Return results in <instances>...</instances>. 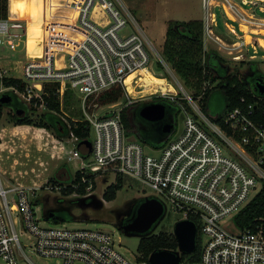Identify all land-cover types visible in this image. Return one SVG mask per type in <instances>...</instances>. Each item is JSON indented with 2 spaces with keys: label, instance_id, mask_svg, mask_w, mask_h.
I'll use <instances>...</instances> for the list:
<instances>
[{
  "label": "built area",
  "instance_id": "built-area-1",
  "mask_svg": "<svg viewBox=\"0 0 264 264\" xmlns=\"http://www.w3.org/2000/svg\"><path fill=\"white\" fill-rule=\"evenodd\" d=\"M50 3V13L44 15L38 58L28 56V25L10 13L0 18V45L27 47L25 61L2 63L0 55V101L3 96L15 94L29 105L34 98L42 99L46 82L60 83L61 100L67 89L78 90L90 123V136L91 131L95 134L90 145L79 143L74 150L80 170L105 181L111 174L115 179L118 175L131 176L151 188L153 193L148 196L160 200L166 212L171 208L182 214L181 219L195 216L201 256L198 261L182 260L181 264H264V229H241L234 221V215L264 184V122L258 119L264 110H257L258 102L247 103L242 98L241 106L209 117L197 103L204 93L195 98L173 76L180 92L169 81L173 90L153 95L154 99H168L180 107L185 116L183 130L176 134L175 125L161 147L143 143L128 133L122 117L123 108L136 103L137 98L127 93L124 105L121 101L109 104L111 110L104 115L89 113L88 99L115 85L124 87L131 73L153 70L157 62L173 74L169 71L171 65L123 0ZM202 3L204 34H215L220 19L228 33L237 34L238 23L243 36V24H252L249 31L255 33L258 20L264 23L256 11L264 12V0ZM130 24L133 30L121 34ZM252 46L256 51V45ZM70 138L79 141L73 132ZM88 190L92 191L91 186ZM9 193L17 198L16 202L11 203ZM34 194L33 187L5 184L0 175V264H38L26 252L21 234L34 238L36 255L57 259L58 264H135L116 248L108 232L43 227Z\"/></svg>",
  "mask_w": 264,
  "mask_h": 264
},
{
  "label": "rangeland",
  "instance_id": "rangeland-1",
  "mask_svg": "<svg viewBox=\"0 0 264 264\" xmlns=\"http://www.w3.org/2000/svg\"><path fill=\"white\" fill-rule=\"evenodd\" d=\"M80 1V0H79ZM134 16V19L141 24L147 37L154 41L157 49L163 53V43L166 37L167 23L169 20L190 21V20H203V3L202 0H123ZM22 5V10H13L9 5V13L12 17L21 19L28 28L31 25H40L44 28V11L45 0H17ZM10 4V0H9ZM34 5L40 7L39 19H34L30 16L29 8ZM50 0H48L47 15L50 13ZM248 7V6H245ZM258 17L264 18V12L258 10ZM261 28L260 33L264 34V23L262 19L258 20ZM251 27L252 24L250 25ZM250 26L243 24V28L248 33L255 34ZM256 28V25H254ZM237 34L228 33L220 19L219 26L214 29L215 34H205L204 43L206 50L216 49L219 53L228 60L229 64L235 68L239 67L242 72L247 70L248 62H259V67L264 71V44L259 45L257 41V51H254L252 46V36L247 40L243 36V32L238 30V23H235ZM230 26H228V29ZM257 28V29H258ZM133 30V25L130 24L121 30V34H128ZM257 31L256 29H254ZM43 32V30H42ZM41 32V34H42ZM259 33V32H258ZM259 33V34H260ZM217 34V35H216ZM256 37V36H254ZM41 35L37 43L40 42ZM246 40L244 43L243 41ZM236 41L241 42V45H234ZM38 45V44H37ZM243 48V49H241ZM25 44L16 49H11L6 45H0V55L2 63L17 62L26 60ZM39 49V48H38ZM256 55L255 58L252 56ZM152 76L147 72H133L125 80V96L120 100L122 105L126 102V94H131V97L137 98V102L151 101L156 98L153 93L163 90L166 87L164 81H171L178 92L179 87L172 80L176 76L177 80L184 83L182 78L178 76L172 68L173 74L168 72L164 66H158V62L154 65V69H148ZM147 88H151L150 92L145 93ZM187 88V87H186ZM188 89V88H187ZM190 92L191 90L188 89ZM78 90L73 91L69 104L64 103L62 114L66 117L68 122L77 120H86V112L84 110L82 100L79 97ZM99 95V94H98ZM95 95L93 99H96ZM64 99V98H63ZM92 101L87 103V110L89 113L96 115H104L109 112L108 105H99ZM64 101V100H62ZM200 109L209 117H215L220 112L225 104L223 93L215 90L209 100L200 101L197 99ZM91 108V110L89 109ZM44 108L40 107L38 111L32 112L35 122L40 121L41 113ZM9 108L5 107L2 115L0 116V175L5 184L11 186L20 184L34 188V201L36 199L42 200L44 203L49 199L50 203L54 201H62L60 204L70 207L74 216L82 214L88 215V219H72L68 217V213L62 211L60 217L45 218L44 210L45 205L43 202H36L37 215L40 218L43 227H51L55 225L63 226L70 229H92L105 231L110 233L115 242L116 248L122 252L126 257L132 260L135 264H150L148 260H140L139 245L141 242L140 236H127L119 229L116 224V213L125 212L129 209L126 206L128 202L133 201L135 198L148 196L153 191L149 186L140 180L131 176H125L123 179V186L118 191L117 197L114 200L107 201L104 198V192L108 185L115 181V175L111 174L108 181L103 177L96 178V187L89 194H95L98 198L102 199L104 206L101 209H95L93 206H76L69 200L70 198L82 197L78 192L66 194L58 185L55 188L50 183V178L58 176L62 181L69 179L71 174H75L80 169V162L77 160L75 149L80 147V144L72 138H60L52 128H43L41 126H31L29 130L15 126L14 121L10 118ZM184 114L180 113L177 118L176 134L181 133L184 126ZM57 124H60L58 119L60 116L52 117ZM94 131H91V141L94 139ZM82 145V144H81ZM82 148V146H81ZM73 156V159L69 157ZM88 195V194H87ZM13 193H9L8 197L11 203L16 202L13 199ZM61 216H63L61 218ZM182 218V214L168 209L166 216L161 221L159 226L154 231L155 234L161 232H173L175 223ZM20 239L25 247L26 252L31 255L38 264H58L57 259H47L36 255L33 251L34 238H29L26 234H21ZM191 253L184 255L183 261L190 259ZM183 255V253H182ZM1 263V262H0Z\"/></svg>",
  "mask_w": 264,
  "mask_h": 264
},
{
  "label": "trees",
  "instance_id": "trees-1",
  "mask_svg": "<svg viewBox=\"0 0 264 264\" xmlns=\"http://www.w3.org/2000/svg\"><path fill=\"white\" fill-rule=\"evenodd\" d=\"M9 5L13 10H22L17 0H0V18H5L9 15ZM48 0H45L44 15H47ZM40 7L30 6L29 13L34 19H39ZM23 12V10H22ZM43 28L40 25H31L28 29V42L29 49L28 56L30 58H38L41 55L40 42L37 43L38 38L42 37ZM204 27L202 20L178 21L169 20L167 23L166 37L163 44V55L166 61L175 70L176 74L183 80V84L191 90V94L198 98L201 94L203 96L200 101H207L215 90L223 93L225 104L223 109L216 115L222 114L224 110L231 109L242 105V98H245L247 103L258 102V111L264 110V92L255 84L258 79H262L264 83V71L259 67V62H248L247 71L248 76L241 71L239 67L233 68L228 60H226L218 50H206L204 43ZM41 40V39H40ZM38 44V45H37ZM39 48V49H38ZM158 66H163L160 62ZM250 71H253L251 74ZM15 81V80H12ZM23 87V85H21ZM59 82H46L44 84L42 99L34 98L31 104H25L17 95H9L10 101L3 103L0 101V116L5 107L9 108L10 118L14 121L15 126L29 130L31 126H41L43 128H52L60 138L71 137L73 132L78 137V143H90V123L87 120H77L68 122L63 112L64 103L69 104L73 94V90L67 89L64 95V101L61 100L59 93ZM151 88H147L145 93L150 92ZM125 89L122 85H115L110 89L101 92L96 99L91 96L88 99V104L92 101L99 105H108L119 102L124 99ZM127 100V97H126ZM125 100V101H126ZM151 102H162L166 105L168 115H173L175 118V125H177V118L180 114V107L168 99H153L151 101L136 102L128 105L122 110V117L125 122L128 133L134 135L139 141L147 143L153 147H161L164 142L159 140L165 136L162 129L152 132L136 130L138 124H143L150 127L153 123L140 117L139 108ZM44 108L41 113L40 121L35 122L32 112L38 111L41 107ZM64 105V106H63ZM131 109H134L135 115L132 114ZM91 110V108H90ZM54 116H60L57 124ZM135 116V118H134ZM258 119L264 122V114L258 115ZM83 156L85 152L82 150ZM96 174L83 172L77 170L75 174H71L68 180L62 181L58 176L50 178V183L55 188L60 186L62 191L66 194L78 192L82 197L70 198L76 206H84L89 203L92 198L89 196L88 187L91 186L92 191L96 187ZM125 176L118 175L115 181L108 185L104 192V198L107 201L114 200L117 197L118 191L123 186ZM106 179V178H105ZM88 194V195H87ZM89 196V197H88ZM145 196L140 197L139 200L143 201ZM38 199H36L37 202ZM63 201V200H62ZM61 200L59 203L62 202ZM63 216H61L62 218ZM69 218H71L68 215ZM90 218L87 215V219ZM127 219V217L125 218ZM189 219L195 221L199 228L198 220L195 216L190 215ZM234 221L237 227L241 229L262 227L264 229V184L261 190L238 212L234 215ZM178 249V241L172 232H161L155 234L154 231L149 235H144L141 238L139 245L140 260H148L152 252L159 249ZM183 253L182 259L184 258ZM201 256V237L200 231L197 235V248L190 254L189 261H198Z\"/></svg>",
  "mask_w": 264,
  "mask_h": 264
},
{
  "label": "water",
  "instance_id": "water-1",
  "mask_svg": "<svg viewBox=\"0 0 264 264\" xmlns=\"http://www.w3.org/2000/svg\"><path fill=\"white\" fill-rule=\"evenodd\" d=\"M253 74V71H250ZM249 71L245 72L247 77ZM260 88L261 92H264V83L262 79H258L255 84ZM10 101L9 96L1 97V102L8 103ZM138 113L140 117L150 122H164L162 132L165 134L159 141H165L168 136L174 131L175 118L168 115L167 107L162 102H151L142 105ZM166 120V121H165ZM90 145V143H88ZM89 152V150L87 151ZM92 200L84 205L93 206L95 209H101L104 206L102 199L98 198L95 194L89 195ZM88 196V197H89ZM143 201H140L139 205L129 212L116 213V226L121 229L127 236H140L149 235L159 226L161 221L166 216V209L163 203L155 197L145 196ZM139 199V198H135ZM37 202H43L38 199ZM44 203V202H43ZM45 205V203H44ZM72 219H87V215L84 213L80 216H74L70 207L63 208ZM60 209H48L45 205L44 217L55 218L60 217L57 213H60ZM127 217V219H125ZM174 235L178 241V249H159L151 253L149 256L150 264H181L182 253H193L197 248V235L198 227L195 221L191 219H180L175 223Z\"/></svg>",
  "mask_w": 264,
  "mask_h": 264
},
{
  "label": "flooded vegetation",
  "instance_id": "flooded-vegetation-1",
  "mask_svg": "<svg viewBox=\"0 0 264 264\" xmlns=\"http://www.w3.org/2000/svg\"><path fill=\"white\" fill-rule=\"evenodd\" d=\"M245 72H243V73H245ZM131 112H132V114L135 115L134 109H131ZM134 118H135V116H134ZM151 123H153V124L150 127H146V126H144L143 124L140 123V124L137 125L136 130L138 131V133H139L140 130L141 131L144 130V131H147L149 133L152 132V133L156 134L155 131H158V130L162 129V127L164 125V122H162V121L161 122H151ZM139 203H140L139 199H134L133 201L128 202V204L126 206H129V209L127 211H125V212H129L132 209H135V207L138 206ZM45 205L47 206L48 209H54V208L60 209L61 208V210L59 211L60 213L62 211H64V212L66 211L63 208H68L67 206L61 205L59 203V201L58 202L54 201V202L50 203L49 199L45 202ZM60 213H57V214L60 216Z\"/></svg>",
  "mask_w": 264,
  "mask_h": 264
},
{
  "label": "crops",
  "instance_id": "crops-1",
  "mask_svg": "<svg viewBox=\"0 0 264 264\" xmlns=\"http://www.w3.org/2000/svg\"><path fill=\"white\" fill-rule=\"evenodd\" d=\"M257 31L255 32V34H251V33H249V34H247V40L249 41L250 40V38H251V36H252V44H254V45H256L257 44V41L259 42L258 44L259 45H261V44H264V34H262V33H260L261 31H259V30H261V28H258L257 29V27L255 28ZM166 32V31H165ZM260 34H259V33ZM254 36H256V37H254ZM165 41V40H164ZM164 44V43H163ZM257 46V45H256ZM241 49H243V48H241ZM254 51H255V49H254ZM256 51H257V48H256ZM253 58H255L256 57V55H253L252 56Z\"/></svg>",
  "mask_w": 264,
  "mask_h": 264
},
{
  "label": "bare ground",
  "instance_id": "bare-ground-1",
  "mask_svg": "<svg viewBox=\"0 0 264 264\" xmlns=\"http://www.w3.org/2000/svg\"><path fill=\"white\" fill-rule=\"evenodd\" d=\"M79 0H72L73 3H77ZM80 3V1L77 3V5ZM76 5V6H77ZM231 30V27L229 28ZM136 72H142L143 74H147V72H149V74L151 75L152 78H154V76H152V74L150 73V71L148 69H143V70H140V71H136ZM166 83V87L163 89V90H167V89H170V90H173V85L170 83L169 84V81H164Z\"/></svg>",
  "mask_w": 264,
  "mask_h": 264
}]
</instances>
